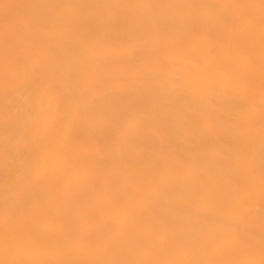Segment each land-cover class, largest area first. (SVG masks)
Returning a JSON list of instances; mask_svg holds the SVG:
<instances>
[{
  "label": "bare ground",
  "instance_id": "6f19581e",
  "mask_svg": "<svg viewBox=\"0 0 264 264\" xmlns=\"http://www.w3.org/2000/svg\"><path fill=\"white\" fill-rule=\"evenodd\" d=\"M0 264H264V0H0Z\"/></svg>",
  "mask_w": 264,
  "mask_h": 264
}]
</instances>
